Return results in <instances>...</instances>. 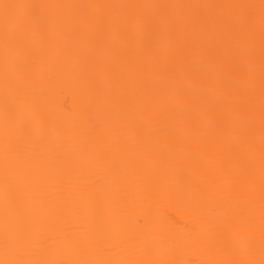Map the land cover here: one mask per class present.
I'll use <instances>...</instances> for the list:
<instances>
[{
	"label": "bare ground",
	"instance_id": "6f19581e",
	"mask_svg": "<svg viewBox=\"0 0 264 264\" xmlns=\"http://www.w3.org/2000/svg\"><path fill=\"white\" fill-rule=\"evenodd\" d=\"M54 5H143L138 8L46 9L44 16H65L73 30L53 28L54 43H34L31 66L10 71L13 87L9 103L23 115L22 131L9 125V170L14 191L11 223H34L33 243L50 245L38 256L56 259H110L135 264H201L219 259H241L232 244L250 219L255 225L259 260L260 169L259 5L260 0H19ZM184 6V7H153ZM200 6V7H188ZM224 6V7H221ZM254 14L256 39L251 65L255 111L234 112L255 128V174L250 181L243 160L233 158V146L243 143V131H228L221 145L202 134L212 123L201 119L193 132L192 120L204 111L188 95H169L171 110H183L182 119L156 117L160 90L173 82L193 80V72L222 66L223 49H196L192 66L180 70L183 51L192 40L210 49V21ZM97 16L123 18L126 31L104 28L89 31L87 21ZM166 22L161 31L146 21ZM190 22L184 33L181 24ZM219 26H217L218 28ZM134 32L131 38L128 33ZM105 40L101 47L97 38ZM131 56L127 67L117 58ZM15 55V53H13ZM175 70H165V60ZM139 83V87L137 86ZM199 84V82H197ZM233 83L247 89L249 81L237 76ZM213 88L212 81L207 82ZM17 89L21 92L18 93ZM195 91V89L190 90ZM148 97H151V102ZM216 97H213L215 99ZM243 100V98H241ZM4 45L0 29V259L4 258ZM155 130V131H153ZM184 134L189 139L180 141ZM251 194V199H250ZM209 209H215L209 214ZM53 241H57L54 243ZM104 249L108 255H104Z\"/></svg>",
	"mask_w": 264,
	"mask_h": 264
},
{
	"label": "snow or ice",
	"instance_id": "6c2138e0",
	"mask_svg": "<svg viewBox=\"0 0 264 264\" xmlns=\"http://www.w3.org/2000/svg\"><path fill=\"white\" fill-rule=\"evenodd\" d=\"M148 7L143 5H54L22 3L19 0H0V29H2V39L4 45V121H5V168H4V225H3V248L4 258L0 259V264H135L130 261H116L110 259H56L43 258L38 256V251L46 249L50 245L41 241L37 246L33 243L35 236L34 223L27 226L17 223L13 228L11 223V205L14 185L9 170V125L13 123L18 131H22L23 115L16 112L13 115V108L9 103V92L13 87L10 71L13 66L21 70L31 66L27 61L29 56H34L37 49L34 43L53 44L51 32L53 28H60L65 32L73 30L72 21L65 16H44L42 13L46 9H83V8H138ZM153 7H184V6H153ZM200 7V6H188ZM224 7V6H221ZM227 7L254 9L259 7V42H260V101H259V169H260V223H259V260L253 258L257 247L255 237V225L250 219L242 233L238 234L233 241V248L237 252L246 254V258L241 259H219L203 261L201 264H264V0H260L257 5H230ZM153 30L161 31L166 27V22L159 18H152L146 22ZM211 27L208 30L207 39L211 42L210 49L201 47L198 40H192L185 46L183 51H175L174 55L183 58L180 70L191 68L190 57L196 49L203 51H215L223 49L225 57L222 66H209L199 71L193 72V80L176 83L173 82L168 88L160 90L157 95L161 97L160 109L155 113L156 117H166L170 120L182 119L185 115L183 110H171L164 102V98L169 95H188L191 101L202 106L204 111L198 118L192 120L193 132L201 130V119H207L212 123L210 129H203L202 134L211 136L212 142L216 145L223 143L225 134L233 128L239 127L243 131V143L233 146L229 150L233 158L243 160L244 170L251 181L255 174V133L256 130L251 122H243L239 117L233 116L234 112L253 113L254 103V81L256 72L251 65L254 54V43L256 39L257 19L254 14L248 13L242 17L217 19L209 22ZM89 31L81 32V38L93 35L98 28H104L114 33L126 31L127 21L123 18H113L97 16L87 21ZM217 26H219L217 28ZM184 33L190 31V22L181 24ZM131 38L136 33L129 32ZM97 43L103 47L105 40L97 38ZM122 50H116L117 58L126 67L135 64V71L140 75L145 71L144 67L137 63L131 56L121 55ZM15 53V55L13 54ZM165 70L172 68L175 70V63H169L166 59L162 65ZM242 77L249 81L247 89L237 87L233 81L236 77ZM214 83L213 88L207 87V82ZM199 82V84L197 83ZM139 87V83H137ZM195 89V91H190ZM18 93L21 92L17 89ZM213 97H216L213 99ZM243 98V100L241 99ZM151 102V97H148ZM155 131V130H153ZM189 136L180 134L178 140L184 141ZM251 199V194H250ZM215 209H209V214H214ZM57 243V241H53ZM104 255H108V250H102ZM169 264V262H161Z\"/></svg>",
	"mask_w": 264,
	"mask_h": 264
}]
</instances>
